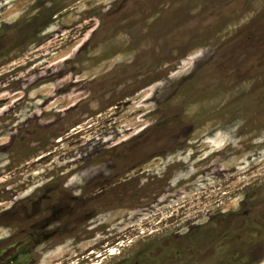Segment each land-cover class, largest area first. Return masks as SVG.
<instances>
[{
    "label": "rangeland",
    "instance_id": "1",
    "mask_svg": "<svg viewBox=\"0 0 264 264\" xmlns=\"http://www.w3.org/2000/svg\"><path fill=\"white\" fill-rule=\"evenodd\" d=\"M75 1L0 0L2 264H264V0Z\"/></svg>",
    "mask_w": 264,
    "mask_h": 264
},
{
    "label": "flooded vegetation",
    "instance_id": "2",
    "mask_svg": "<svg viewBox=\"0 0 264 264\" xmlns=\"http://www.w3.org/2000/svg\"><path fill=\"white\" fill-rule=\"evenodd\" d=\"M46 1L47 0H45V3H46ZM75 4H77L76 6L78 7L77 13H78V17H79V0H76ZM56 16H57V14H54L53 18L56 17ZM3 262H4V256H0V264H2Z\"/></svg>",
    "mask_w": 264,
    "mask_h": 264
},
{
    "label": "bare ground",
    "instance_id": "3",
    "mask_svg": "<svg viewBox=\"0 0 264 264\" xmlns=\"http://www.w3.org/2000/svg\"><path fill=\"white\" fill-rule=\"evenodd\" d=\"M33 150H34V149H33ZM111 253H115V252L112 250Z\"/></svg>",
    "mask_w": 264,
    "mask_h": 264
}]
</instances>
